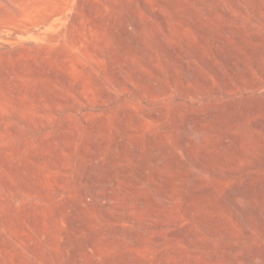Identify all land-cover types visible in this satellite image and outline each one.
I'll return each mask as SVG.
<instances>
[{"label": "rangeland", "instance_id": "374dc122", "mask_svg": "<svg viewBox=\"0 0 264 264\" xmlns=\"http://www.w3.org/2000/svg\"><path fill=\"white\" fill-rule=\"evenodd\" d=\"M0 264H264V0H0Z\"/></svg>", "mask_w": 264, "mask_h": 264}, {"label": "bare ground", "instance_id": "6f19581e", "mask_svg": "<svg viewBox=\"0 0 264 264\" xmlns=\"http://www.w3.org/2000/svg\"><path fill=\"white\" fill-rule=\"evenodd\" d=\"M239 196H240V195H239ZM235 197H236V196H235ZM235 197H233V198H234V199H237V197H236V198H235ZM244 197H245V196H244ZM234 199H232V200H233V201H236V200H234ZM243 199H244V198H243ZM245 199H246V198H245ZM237 200H238V199H237ZM233 201H232V202H233ZM234 203H235V202H234ZM234 203H233V204H234ZM237 204H238V203H237ZM238 207H239V206H238ZM239 208H240V207H239ZM239 208H238V209H239ZM246 209H247V208H246ZM240 210H241V209H240ZM256 210H257V209H256ZM256 210H255V211H256ZM237 211H238V210H237ZM241 211H243V209H242ZM247 211H248V210H247ZM243 212H244V211H243ZM239 213H240V212H239ZM244 213H245V212H244ZM256 213H257V212H256ZM237 214H238V213H237ZM250 214H251V213H250ZM244 215H245V214H244ZM248 215H249V214H248ZM258 215H259V214H258ZM258 215H257V216H258ZM249 216H250V215H249ZM258 217H259V216H258ZM260 217H262V215H261ZM238 218H239V217H238ZM240 220H241V219H240Z\"/></svg>", "mask_w": 264, "mask_h": 264}]
</instances>
